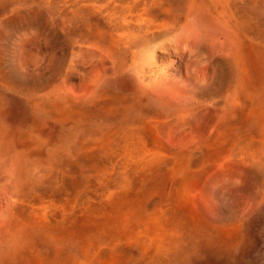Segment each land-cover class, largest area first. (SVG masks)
Segmentation results:
<instances>
[{
	"label": "rangeland",
	"instance_id": "1",
	"mask_svg": "<svg viewBox=\"0 0 264 264\" xmlns=\"http://www.w3.org/2000/svg\"><path fill=\"white\" fill-rule=\"evenodd\" d=\"M0 264H264V0H0Z\"/></svg>",
	"mask_w": 264,
	"mask_h": 264
}]
</instances>
